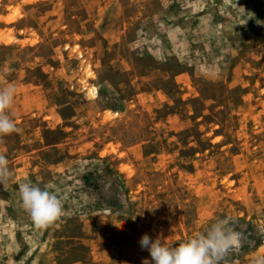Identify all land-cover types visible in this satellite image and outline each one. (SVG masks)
I'll use <instances>...</instances> for the list:
<instances>
[{"label":"rangeland","instance_id":"1","mask_svg":"<svg viewBox=\"0 0 264 264\" xmlns=\"http://www.w3.org/2000/svg\"><path fill=\"white\" fill-rule=\"evenodd\" d=\"M0 264H143L228 218L264 255V0H0ZM53 186L38 229L20 183ZM225 264V262H221Z\"/></svg>","mask_w":264,"mask_h":264},{"label":"clouds","instance_id":"2","mask_svg":"<svg viewBox=\"0 0 264 264\" xmlns=\"http://www.w3.org/2000/svg\"><path fill=\"white\" fill-rule=\"evenodd\" d=\"M14 97L13 86L0 87V142L3 137L19 131L11 114ZM12 177L9 161L0 152V188L7 191ZM52 187H41L31 182L19 184L21 207L38 229L48 227L64 215L62 200L51 190ZM233 225L234 222L228 218H216L177 246L167 245L164 240L153 239L145 233L139 245L149 252L151 262L145 259L143 264H226V258L238 252L244 243L242 233L236 231ZM252 264H264V255H257Z\"/></svg>","mask_w":264,"mask_h":264}]
</instances>
